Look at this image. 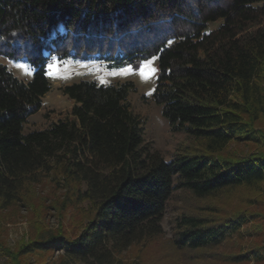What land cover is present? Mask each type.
<instances>
[{
	"label": "trees",
	"instance_id": "trees-1",
	"mask_svg": "<svg viewBox=\"0 0 264 264\" xmlns=\"http://www.w3.org/2000/svg\"><path fill=\"white\" fill-rule=\"evenodd\" d=\"M2 56L30 63L34 77L25 82L0 62V211L51 172L72 206L88 209L76 236L60 230L17 250L0 237L2 264H29L37 250H63L57 264H110L163 233L176 192L210 200L241 189L259 210L182 213L174 245L199 253L251 239L228 259L264 263V0H0ZM91 56L111 67L157 56L153 100L187 145L171 159L146 148L131 82L66 85L69 115L26 132L51 89L49 60ZM233 143L251 150L230 153Z\"/></svg>",
	"mask_w": 264,
	"mask_h": 264
},
{
	"label": "rangeland",
	"instance_id": "rangeland-1",
	"mask_svg": "<svg viewBox=\"0 0 264 264\" xmlns=\"http://www.w3.org/2000/svg\"><path fill=\"white\" fill-rule=\"evenodd\" d=\"M219 23H211L208 27L217 28ZM0 62L8 65L16 77H20L25 82L32 81L34 69L25 60L14 61L2 56ZM158 63L157 56L148 60H136L133 64L120 67H111L109 62L100 56L80 60L50 59L47 74L50 77L51 89L42 98V108L27 119L25 131L45 129L51 122L69 115L74 104L61 89L66 85L81 80H95L102 84L131 82L136 89L130 93L129 101L134 113L143 120L144 145L149 150L159 152L164 158L171 159L187 143V135L170 130L168 120L162 115V106L153 100ZM142 71L149 77L148 79L142 77ZM260 126L264 128V124ZM250 150L251 147L248 145L238 143H233L228 149L230 153L235 154L249 153ZM54 176V172L47 174L43 177V181L25 189L26 197L18 205L0 211V237L11 249L17 250L24 242L60 230L72 236L79 234L88 215L87 205L80 203L72 206V194L56 181ZM252 194L247 189H241L229 196L201 200L194 199L186 192L178 191L168 202L167 213L162 222L163 233L134 243L121 252H115L110 264H234L230 262L228 255L237 254L241 247L247 250L251 239L244 240L240 247L238 244L226 242L220 248L199 253L180 251L174 245L175 219L185 212L208 214L205 210L214 208L219 209L222 216L239 209L259 210V206L250 205L246 200ZM216 212L217 210L214 213ZM63 253V250L48 252L37 250L24 258L29 264H57ZM4 260L5 258L1 256L0 264ZM72 264L87 263L73 261Z\"/></svg>",
	"mask_w": 264,
	"mask_h": 264
},
{
	"label": "snow or ice",
	"instance_id": "snow-or-ice-1",
	"mask_svg": "<svg viewBox=\"0 0 264 264\" xmlns=\"http://www.w3.org/2000/svg\"><path fill=\"white\" fill-rule=\"evenodd\" d=\"M50 67H52V66L50 65ZM152 71H153V73H154V69H153ZM141 75H142V77H143L144 79H148V78H149L147 75H145V74L143 73V71L141 72Z\"/></svg>",
	"mask_w": 264,
	"mask_h": 264
}]
</instances>
